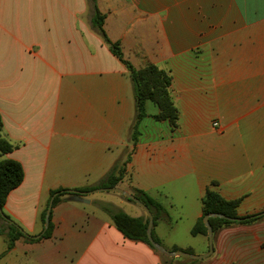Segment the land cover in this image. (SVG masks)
I'll use <instances>...</instances> for the list:
<instances>
[{"label":"crops","instance_id":"1","mask_svg":"<svg viewBox=\"0 0 264 264\" xmlns=\"http://www.w3.org/2000/svg\"><path fill=\"white\" fill-rule=\"evenodd\" d=\"M97 7L134 67L172 75L177 126L156 120L159 109L148 102L131 142L134 85L92 27L90 0H0L1 134L13 146L0 160H17L25 172L4 206L10 221L40 235L52 191L98 185L127 158L129 182L117 187L141 189L164 206L168 218L153 232L170 251L209 252L208 236L191 234L207 189L239 200L241 217L259 219L214 231L207 258L166 257L126 239L101 209L130 214L118 193L83 195L90 203L72 194L53 207L50 238L18 240L0 264H264V0H97ZM6 250L0 235V255Z\"/></svg>","mask_w":264,"mask_h":264},{"label":"trees","instance_id":"2","mask_svg":"<svg viewBox=\"0 0 264 264\" xmlns=\"http://www.w3.org/2000/svg\"><path fill=\"white\" fill-rule=\"evenodd\" d=\"M90 3L92 10V27L101 35L105 43L109 46L111 52L126 66L134 85L136 117L131 127V142L135 145L138 141V138L140 136L139 125L141 121L147 116L146 104L148 102L153 103L159 109V113L154 116L156 120L169 121L172 126L176 127L179 119V113L171 96V86L173 81L172 75L155 65H147L146 67L140 69L134 67V65L124 56L121 44L119 42L111 41L107 36L104 29L105 16L99 11L97 7V0H90ZM2 128L3 120L0 113L1 156L9 154L13 151V146L2 137ZM128 162L129 158H127L125 161L116 162L111 171L98 185L83 187L78 189V191L88 193L99 188L117 187L126 175ZM24 177V168L19 161L14 159L0 160V209L3 211V213L8 196L12 191L17 189L23 183ZM58 192L59 195L56 196L53 207L62 200V197L72 195L68 190L60 189L52 191L51 197ZM132 194L138 197V199L149 208L154 217V226L159 222V220L168 218V213L164 206L159 201L147 194L145 191L138 188H133ZM128 201L134 203L131 200ZM202 204L203 214L191 230V234L193 236H207V228L204 224L203 219L209 214L219 213L227 217L226 219L211 218L210 224L213 228V231L231 224H246L259 219V216L241 217L238 213V207L240 205L239 200H226L218 191L211 188L207 189L202 199ZM48 205L42 212L40 218L43 227ZM100 207L112 218L117 230L121 232L126 239L146 243L154 251H156L147 238V228L149 223L147 215H145L144 217H132L112 205L101 204ZM4 215L6 216L7 220H11V218L5 213ZM7 220L4 219L0 213V235L3 236L7 242V250L2 255H0V259L7 252L14 248L18 240L25 239L26 241L30 242H33L35 240L31 238L19 225L14 222L10 223ZM53 230L54 225L52 223L51 214L49 229L44 233L41 239L50 238ZM153 237L156 242L161 244L159 239L155 236L154 232Z\"/></svg>","mask_w":264,"mask_h":264},{"label":"water","instance_id":"3","mask_svg":"<svg viewBox=\"0 0 264 264\" xmlns=\"http://www.w3.org/2000/svg\"><path fill=\"white\" fill-rule=\"evenodd\" d=\"M69 192L71 194H74L71 197V200L76 201V202L90 203V201L88 199H85L82 197L83 195L93 194V193H97V192H114V193L120 194L124 198L131 200L134 203H136L137 205H139L143 209V211L145 212V214L147 215V217L149 219L148 228H147V238H148L150 244L154 247V249L158 253H160L166 257H187V258L196 259V260H200V259H204V258L209 257L213 253V233H214L213 228L210 224V219L211 218H221V219L227 218L225 215H222L219 213L209 214V215L204 217L203 221H204V224L207 228V236L209 239V252L207 254H204V255H194V254H191V253L185 252V251H170V250L166 249L162 244L156 242L154 237H153L154 217H153L151 211L149 210V208L142 201H140L138 199V197H136L132 193H130L126 190H123L119 187L99 188V189H96V190L88 192V193L80 192L78 190H69ZM58 195H59V192L56 193L54 196H52L50 201H49V205H48V208L46 211V217H45L43 232L38 236H34L33 238L40 239L44 235V233L49 229L50 217L52 214L54 200H55L56 196H58ZM0 213H1L2 217L7 220L6 216L4 215V213L1 209H0ZM262 214H264V213H262ZM7 221L10 223H13L10 220H7Z\"/></svg>","mask_w":264,"mask_h":264},{"label":"rangeland","instance_id":"4","mask_svg":"<svg viewBox=\"0 0 264 264\" xmlns=\"http://www.w3.org/2000/svg\"><path fill=\"white\" fill-rule=\"evenodd\" d=\"M127 177H128L127 175L124 177V179L126 180V183L129 182V179ZM113 195H116V194L115 193H111V192H103V193L99 194V196L105 197V198L111 197ZM117 195H118L117 197L124 198V197H122L119 194H117ZM127 207L128 208L130 207L129 209H127L128 212H130V214H135V211H136V212L142 213V215H144V216L146 215L145 212L143 211V209L140 206H138L137 204H135V203H131L130 202V206H127ZM131 209H132V211H131ZM130 214H128V215H130ZM130 216H132V215H130Z\"/></svg>","mask_w":264,"mask_h":264},{"label":"built area","instance_id":"5","mask_svg":"<svg viewBox=\"0 0 264 264\" xmlns=\"http://www.w3.org/2000/svg\"><path fill=\"white\" fill-rule=\"evenodd\" d=\"M214 126H215V127H219L220 125H219L218 122H215V123H214Z\"/></svg>","mask_w":264,"mask_h":264}]
</instances>
